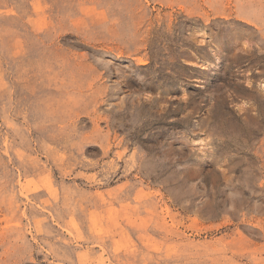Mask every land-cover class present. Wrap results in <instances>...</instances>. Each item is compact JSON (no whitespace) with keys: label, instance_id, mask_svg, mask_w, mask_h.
<instances>
[{"label":"rangeland","instance_id":"1","mask_svg":"<svg viewBox=\"0 0 264 264\" xmlns=\"http://www.w3.org/2000/svg\"><path fill=\"white\" fill-rule=\"evenodd\" d=\"M0 264H264V0H0Z\"/></svg>","mask_w":264,"mask_h":264},{"label":"bare ground","instance_id":"2","mask_svg":"<svg viewBox=\"0 0 264 264\" xmlns=\"http://www.w3.org/2000/svg\"><path fill=\"white\" fill-rule=\"evenodd\" d=\"M106 47V46H105ZM127 52V51H126ZM131 53V52H130ZM115 55V54H114ZM135 60V59H134ZM143 64V63H142ZM145 64V63H144Z\"/></svg>","mask_w":264,"mask_h":264}]
</instances>
